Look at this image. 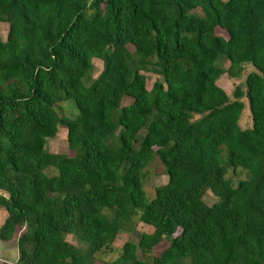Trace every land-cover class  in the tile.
I'll return each instance as SVG.
<instances>
[{
	"label": "trees",
	"instance_id": "1",
	"mask_svg": "<svg viewBox=\"0 0 264 264\" xmlns=\"http://www.w3.org/2000/svg\"><path fill=\"white\" fill-rule=\"evenodd\" d=\"M0 22L14 264H264V0H0ZM244 65L230 98L217 79ZM59 126L70 153L46 148ZM155 160L166 179L147 198Z\"/></svg>",
	"mask_w": 264,
	"mask_h": 264
},
{
	"label": "rangeland",
	"instance_id": "2",
	"mask_svg": "<svg viewBox=\"0 0 264 264\" xmlns=\"http://www.w3.org/2000/svg\"><path fill=\"white\" fill-rule=\"evenodd\" d=\"M7 25L6 23L0 22V37L3 39L5 37ZM92 70L90 73V78H94L101 68V62L97 59H92ZM223 65H227V61H223ZM250 69L249 65H244L243 70L239 73L237 77L229 76L228 74L224 73L217 79V83L220 87L224 89V91L228 94L230 98H232V91L235 86L243 88V79L245 72ZM147 74L149 75V78L147 80V86H150L151 82L155 79H159V74L157 71L150 70L147 71ZM240 99L244 102L243 108L240 112L238 124L241 128L250 126V118L248 116V106L246 102V98L242 95ZM56 110L61 114H72L74 112V106L73 103L70 101H64L60 102L59 104L55 105ZM46 148L53 152L58 153H70L66 149V143H65V129L64 127L59 126L57 133L54 137L48 139L46 143ZM161 166L159 162L156 160L151 162L149 165H147V175L143 180L142 188L144 189L145 196L147 198H150L152 196V186L157 183L164 182L166 177L162 174L160 170ZM44 172L49 174H54L56 170L52 168V170L46 169ZM229 175L234 179V181L237 178L243 177L242 171H237L235 175H232V173H229ZM214 199V197L207 192L205 195V201L211 202ZM5 215V210L0 207V222L3 220V217ZM136 231H144L148 230V227L143 225L142 223H138L136 225ZM127 234H119L116 238V240L113 243V250L111 253H105L101 255V258L108 260L115 253L116 249L120 246L121 242L127 238ZM130 235L129 237H131ZM132 238V237H131ZM67 239L71 241L72 243H76L75 240H73L72 237L67 236ZM133 239V238H132ZM164 244L159 245L160 248H162ZM140 257H148L149 254L147 253H139ZM17 257V244L16 239L12 238L10 240H0V264H14V261ZM93 264H102V261L100 259L96 260Z\"/></svg>",
	"mask_w": 264,
	"mask_h": 264
}]
</instances>
